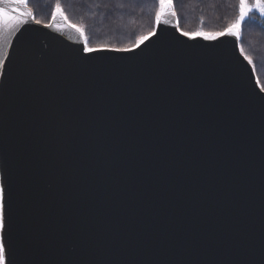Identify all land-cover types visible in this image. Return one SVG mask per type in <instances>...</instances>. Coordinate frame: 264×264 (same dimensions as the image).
<instances>
[{
    "label": "water",
    "instance_id": "obj_1",
    "mask_svg": "<svg viewBox=\"0 0 264 264\" xmlns=\"http://www.w3.org/2000/svg\"><path fill=\"white\" fill-rule=\"evenodd\" d=\"M22 19L0 26L11 264H264V90L239 39L167 16L89 54L59 13Z\"/></svg>",
    "mask_w": 264,
    "mask_h": 264
},
{
    "label": "trees",
    "instance_id": "obj_2",
    "mask_svg": "<svg viewBox=\"0 0 264 264\" xmlns=\"http://www.w3.org/2000/svg\"><path fill=\"white\" fill-rule=\"evenodd\" d=\"M159 0H28L35 21L49 23L59 4L67 21L84 30L88 47L127 49L151 33ZM182 32H222L238 15V0H173ZM241 25L240 48L250 58L264 89V17L249 15ZM260 47V48H259Z\"/></svg>",
    "mask_w": 264,
    "mask_h": 264
},
{
    "label": "snow or ice",
    "instance_id": "obj_3",
    "mask_svg": "<svg viewBox=\"0 0 264 264\" xmlns=\"http://www.w3.org/2000/svg\"><path fill=\"white\" fill-rule=\"evenodd\" d=\"M3 4H8L9 0H0ZM23 5L24 8L28 7V0H15V6L12 8L9 7H0V26L4 29H12L20 24L24 23V19L22 17L34 18L33 12L29 9L28 11H24V8L20 6ZM62 12L61 6L59 4L56 5V10L53 13L52 19L55 21L56 14ZM258 13L260 17H264V0H254V3L250 4L249 0H239V16L237 20L230 24L224 31L217 33H208V32H182V35L185 37H189L192 39H196L197 37L202 38L204 40H217L220 37L224 36H232L234 39L241 38V25L242 22L246 21V18H250L249 14ZM167 16H176V12L173 10V0H159V8L155 14V23L157 25L163 23H168L169 21L165 19ZM67 19V17H65ZM36 23H39L37 20ZM179 23V22H178ZM48 27H52V24L47 25ZM69 27L74 29L79 35L84 39V48L83 51L86 53H94L98 51H103L104 49H97L88 47V38L85 36L84 30L75 24H70ZM156 35L155 32H151L146 36H141L136 40V45L143 44L144 41L149 39V36ZM115 51H130V49H113ZM243 53V48L240 49ZM245 59H248L249 63H253V61L247 56ZM5 224V216L3 213V206H0V228H4ZM7 255V246L5 244H0V264H5V259Z\"/></svg>",
    "mask_w": 264,
    "mask_h": 264
},
{
    "label": "rangeland",
    "instance_id": "obj_4",
    "mask_svg": "<svg viewBox=\"0 0 264 264\" xmlns=\"http://www.w3.org/2000/svg\"><path fill=\"white\" fill-rule=\"evenodd\" d=\"M159 2V1H158ZM249 3L252 4L254 3V0H249ZM158 7H159V3H158ZM238 9H239V0H238ZM59 15L62 17L63 14L60 12ZM250 15V14H249ZM53 16V15H52ZM239 16V10H238V15L237 18ZM64 17V16H63ZM52 18V17H51ZM236 18V20H237ZM65 19V17H64ZM248 18H246L247 20ZM66 20V19H65ZM235 20V21H236ZM67 21V20H66ZM68 22V21H67ZM69 23V22H68ZM71 24V23H70ZM155 27V26H154ZM154 30V29H153ZM200 32V31H197ZM205 32V31H202ZM195 33V32H194ZM208 33H216V32H208ZM146 36V35H145ZM196 39H201L204 40L202 38L197 37ZM204 41H210V40H204ZM213 41V40H211ZM260 48V47H259ZM241 49V48H240ZM261 53L264 55V49L261 47L260 48ZM244 55V54H243ZM245 56V55H244ZM248 60V59H247ZM1 152V150H0ZM5 177H4V170L2 167V163H1V159H0V206H3V213L5 216V224L6 226L4 228H0V244H5L7 246V255H6V259H5V264H11V259H10V249H9V245L7 242V238H6V231H7V224H8V213H7V202L5 200V195H4V189H5Z\"/></svg>",
    "mask_w": 264,
    "mask_h": 264
},
{
    "label": "bare ground",
    "instance_id": "obj_5",
    "mask_svg": "<svg viewBox=\"0 0 264 264\" xmlns=\"http://www.w3.org/2000/svg\"><path fill=\"white\" fill-rule=\"evenodd\" d=\"M60 18L62 19V21L64 22V23H66L67 25H70L69 23H67V21L64 19V17L62 16H60ZM177 23H178V21H177ZM175 33H177L178 35H180V36H182L183 38H186V39H192V38H189V37H185L184 35H182V31L179 29V27H177V28H175ZM79 34V33H78ZM83 43H84V41H83ZM85 46V45H84ZM84 46H83V48H84ZM82 52L83 53H86V52H84L83 50H82ZM242 56V55H241ZM243 57V56H242ZM244 58V57H243ZM258 81V80H257ZM258 84H259V82H258ZM260 85V84H259ZM1 159V158H0Z\"/></svg>",
    "mask_w": 264,
    "mask_h": 264
}]
</instances>
